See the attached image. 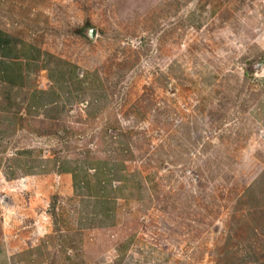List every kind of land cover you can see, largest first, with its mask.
<instances>
[{
	"label": "rangeland",
	"instance_id": "rangeland-1",
	"mask_svg": "<svg viewBox=\"0 0 264 264\" xmlns=\"http://www.w3.org/2000/svg\"><path fill=\"white\" fill-rule=\"evenodd\" d=\"M0 28V264H264V0H0Z\"/></svg>",
	"mask_w": 264,
	"mask_h": 264
},
{
	"label": "crops",
	"instance_id": "crops-1",
	"mask_svg": "<svg viewBox=\"0 0 264 264\" xmlns=\"http://www.w3.org/2000/svg\"><path fill=\"white\" fill-rule=\"evenodd\" d=\"M4 30H1V28H0V56H3V57H6V56H8V55H6V52L4 51L5 50V48H4V46L6 45H10V43H9V40H8V38H6L7 36V34L5 33V32H3ZM2 59H4V58H2ZM8 61V60H7ZM1 62H3V60H1L0 59V63ZM9 62V61H8ZM1 78V77H0ZM3 79V78H2Z\"/></svg>",
	"mask_w": 264,
	"mask_h": 264
},
{
	"label": "trees",
	"instance_id": "trees-1",
	"mask_svg": "<svg viewBox=\"0 0 264 264\" xmlns=\"http://www.w3.org/2000/svg\"><path fill=\"white\" fill-rule=\"evenodd\" d=\"M21 55L24 58H30V56L31 57L34 56V51H33V49H28L27 52H23Z\"/></svg>",
	"mask_w": 264,
	"mask_h": 264
},
{
	"label": "water",
	"instance_id": "water-1",
	"mask_svg": "<svg viewBox=\"0 0 264 264\" xmlns=\"http://www.w3.org/2000/svg\"><path fill=\"white\" fill-rule=\"evenodd\" d=\"M92 31H94V29ZM93 34H94V32L91 34V37L93 36Z\"/></svg>",
	"mask_w": 264,
	"mask_h": 264
}]
</instances>
